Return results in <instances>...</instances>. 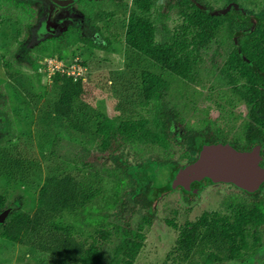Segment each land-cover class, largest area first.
<instances>
[{"label":"trees","instance_id":"16d2710c","mask_svg":"<svg viewBox=\"0 0 264 264\" xmlns=\"http://www.w3.org/2000/svg\"><path fill=\"white\" fill-rule=\"evenodd\" d=\"M85 1L87 5L80 3L82 11L86 13L89 25L100 32L97 23L105 18L103 0ZM132 2V6L124 0H109L108 4L111 16L129 14L125 33L127 45L162 68L182 76L184 84L203 83V76L199 73L201 50L211 47L215 40L214 61L217 56H223V49L226 51V46L232 42L223 64L217 65V69L209 71L207 76H214L216 82L220 79L230 87L224 93L225 97L233 94L251 106L253 122L248 126L251 140L256 142L253 139L260 137L258 124L264 123V9L259 5L257 8L249 7L247 3L256 4L258 0H216L220 6L215 9L208 0H163L159 10L153 13L154 20L144 15L150 14L155 0ZM191 8L194 9L189 12ZM174 9L179 15H186V30L190 29L191 33V27H195L190 39L178 38L176 33L169 34L166 20ZM39 31L37 39L40 33L44 36L48 32L46 20ZM158 32L163 37L162 42L156 40ZM78 42H87L104 50L112 49L109 37H106L105 45L97 44L83 35L79 26L73 25L62 35L41 41L35 50L37 56L31 58L27 54L25 60L29 61L40 79L38 69L46 55L61 54L64 48ZM212 64L216 65V62ZM53 80L60 85V94L54 103L55 113L67 119L79 133L98 139L94 148L99 151L101 170L90 160L93 153L90 147L81 146L82 152L67 160L85 168L91 180H81L72 173L47 177L39 189L35 210L14 209L0 226V238L28 246L67 264H133L143 246L144 231L155 217V204L160 199L156 187L166 177L172 178L179 168L178 163L165 157L169 154L171 140L178 141L175 133H182V130L175 132L176 124H184L185 132L190 134L191 144L181 155L185 160L192 159L195 150L209 143V139H205L206 132L224 141H228L227 134L210 119L183 123L177 104L168 94L170 85L159 75L151 73L145 74L143 79L144 100L149 105L147 122L150 125L145 122L134 125L121 114L114 117L101 114L96 129L89 132L81 121L74 119L75 103L84 96V79L75 80L73 75L58 71ZM240 142L233 140L234 144ZM130 148L133 152L128 153ZM155 149L160 150L155 155L157 158L149 156ZM58 151L54 145L52 153L59 157ZM143 151L148 154H143ZM102 153L107 155L104 157ZM128 154H133L137 160L131 162ZM164 166L169 170L168 175H158L157 170ZM99 181L103 187L101 185L98 193L95 185ZM109 186L116 198L102 203L91 201L102 188L104 194L100 196H107L106 192L111 190ZM235 199L225 204L223 210L204 211L196 221L185 219L178 224L167 220L179 229L175 241L177 261L245 264L247 258L257 252L264 232V205L258 194L251 196L248 202H234ZM142 209L136 227L131 228L130 219ZM107 216H111L112 221L107 220ZM87 226H94L99 236L91 243L81 241L74 234L76 229ZM112 235H117L119 241L112 256L105 261L102 243ZM257 264H264V256Z\"/></svg>","mask_w":264,"mask_h":264},{"label":"rangeland","instance_id":"374dc122","mask_svg":"<svg viewBox=\"0 0 264 264\" xmlns=\"http://www.w3.org/2000/svg\"><path fill=\"white\" fill-rule=\"evenodd\" d=\"M124 1L129 6L133 4L132 0ZM162 1L155 0V6L150 14L144 16L154 20L153 13L159 10ZM208 1L214 9L220 6V3L216 0ZM80 3L86 4V1L83 0ZM80 3H71L68 11L73 14H69L70 19L78 20L82 34L94 43L105 45L106 37H109L112 49L104 50L87 42H78L64 48L61 54L46 55L38 69V73L41 75L40 79L36 77L35 71L29 61L26 60L21 62V66L24 67L21 76L0 79L1 100L2 104L5 105L4 116L9 121L17 122L20 127V143H10L0 153V196L10 205H14V209L19 208L33 212L36 208L39 189L46 178L51 175L62 176L72 173L78 175L81 180H91L85 168L67 160L74 157L75 153L76 155L80 154L82 152L81 146L90 147V150L93 151L90 160L94 161L96 168L99 170L102 167L100 164L101 158L98 160L99 151L94 148L98 139L94 136L79 133L70 125L67 119L58 116L54 111V103L60 94V85L54 82L53 76L58 71L73 75L75 80L84 79L82 90L84 96L75 103L74 119L81 121L89 132L96 129L101 114L111 117L121 114L124 119L130 120L134 125L143 122L148 125L149 105L144 100L143 79L145 74L150 73L159 75L170 85L168 94L170 93V98L177 104L183 117V123L189 121L194 123L203 119H210L214 125L224 129L228 137L231 138L234 133L238 134L251 108L248 103L238 100L233 94L225 97L224 93L230 87L220 79L216 82L217 79L214 76H207L209 71L217 69L218 66L223 64L225 54L227 55L230 51L232 42H229L226 46V51L223 49V56L216 57V60H214L216 65L212 64L214 62L212 61L213 52L217 47L215 40H213L211 47L201 50L202 63L199 73L203 76L204 81L201 84H184L186 82L182 76L175 75L162 68L144 54L127 45L125 33L129 14L125 16L118 13L111 16L108 12L111 8L110 5L108 6L109 0H103L102 11L105 18L98 21L97 24L100 28V32H98L89 25L88 21L86 24L82 23L86 21L87 15L85 18L84 14L86 13L82 11ZM260 4L259 0L256 4L247 3L249 7L255 8ZM49 5L51 8L55 7L52 3ZM26 7H30L29 9L37 17V12L43 8V5L31 1L27 3ZM193 9L191 8L189 12ZM12 11L16 13L14 9H11V15ZM5 12L7 13V9ZM16 14V17L20 18L23 13L19 11ZM169 15L166 20L170 29L169 34L176 33L178 38L190 39L195 32V27H191L193 30L191 33L190 29L186 30V15H179L176 10L171 11ZM26 20L31 21L23 23L25 31L23 49L32 52V55L36 57L37 40L32 38V27L35 21L30 16ZM65 22H60L61 27L59 26L60 28L56 31L46 33L49 40L60 35L67 28L66 24L71 23V21ZM28 23H31L29 27H27ZM156 40L158 42L163 41V37L159 32L156 34ZM9 43L6 42V44ZM2 49H4V52L1 55L5 57V60L14 59L15 55L18 56L22 52L18 48H14L15 54L11 58L9 56L11 50H8L12 49L11 46ZM0 61L2 66L1 57ZM218 73L219 71L216 72V74ZM121 105H123V108ZM184 127V124H176L175 132L182 130V133L180 135L175 133L178 141L171 140V146L167 151L169 154L165 156L166 160L169 159L176 163L184 162L185 159L181 155L185 152L186 146L191 144L190 134L185 132ZM54 145L59 150V157L52 153ZM131 149L128 150V153L132 151ZM159 152V149H155L149 156L153 155L157 158L155 155ZM142 153L148 154L147 151ZM102 155L105 157L107 153H102ZM161 155L163 156V154ZM128 160L134 162L137 159L133 154H128ZM168 173L169 170L166 166L157 170V174L161 176L168 175ZM101 185L102 181L95 185L99 189L98 193ZM109 188L111 190L106 192L107 196H100L104 194V188H102L101 193L97 194L91 201L94 203H102L103 200L106 202L112 201L116 196L112 193V187L109 186ZM233 196L236 197L234 202L248 201L247 197L241 192L231 186L222 184L210 186L203 192L201 197H195L191 202H187L178 191L162 196L155 204L154 220L144 231V243L133 264H189L188 262L179 261L178 258V261L175 259L177 256L175 241L179 229L169 224L167 220L175 221L178 224H181L185 219L196 221L204 211L223 210V207H226L224 205L230 203ZM141 212H143V209L130 219L131 228L136 227ZM103 214L107 215L105 212ZM107 217V220L112 221L111 216ZM122 223L119 222V224ZM82 229L78 228L74 232L75 236L81 241L91 243L99 237L94 226H87ZM118 241L117 235H112L111 239L103 241L101 249L105 261H108L112 256L113 249ZM260 246L254 255L247 258L245 264H257L263 258L264 238ZM0 264L67 263L58 261L28 246L0 238Z\"/></svg>","mask_w":264,"mask_h":264},{"label":"flooded vegetation","instance_id":"af4514ba","mask_svg":"<svg viewBox=\"0 0 264 264\" xmlns=\"http://www.w3.org/2000/svg\"><path fill=\"white\" fill-rule=\"evenodd\" d=\"M37 2L40 3L41 5H43V8L40 9L37 12V17H35L34 12H32L31 9H29L30 7H26L28 2ZM80 0H77L75 3H78ZM260 1V5L259 7L264 9V0H259ZM50 2H48L47 0H0V57L1 60L3 62L2 66L0 65V79L4 77L7 79L10 78H18L19 76L22 75L23 69L24 67H22V61L25 60L27 54L29 57L34 58V56L32 55V52L30 51H26L24 50V43H25V31H24V25L23 23L26 21H31V20H26L28 16H30L31 18L34 19V24L32 27V38L37 40V46L39 45V43L41 41H46L49 40L47 35L45 34L44 36L42 35V33H40V38L37 39L36 35H38V32H40V26L42 25V22L44 20L47 21L48 23V31H54L57 30L58 28H60L61 23L65 22V21H71V23H73V19H70V15H72L73 13L69 12L68 9L70 8V5H66V6H60V8L58 9H54L51 8ZM7 9V13L5 12V10ZM37 8V7H34ZM11 9H14L16 11V13H18L19 11H21L23 14L20 18H17V14L14 13L12 11V15L10 13ZM176 10V9H174ZM173 11V10H172ZM177 11V10H176ZM57 14L58 15V22H57V26H55V28L52 26L51 22H52V16L53 14ZM63 13V14H62ZM70 14V15H69ZM85 18H86V14H84ZM8 16V17H7ZM8 18V19H7ZM11 21V22H10ZM37 21V22H36ZM86 21L87 18H86ZM61 22V23H60ZM89 22V21H88ZM66 23V22H65ZM66 24L67 28H65V30L60 34L62 35L64 32H67L73 25V24ZM25 24V23H24ZM31 25V23L27 24V27H29ZM60 26V27H59ZM75 26H79V25H75ZM58 35V36H60ZM55 38L57 36H54ZM6 42H10L9 44H6ZM8 46H11L12 49H8L11 50L10 51V57L12 58V56L15 54L14 53V48L15 49H19V51H22L21 54H18V56L15 55V57H13L14 59H4L5 57L1 55L2 52H4V49L2 48H8ZM37 46L35 47V50L37 48ZM36 52V51H35ZM32 55V56H31ZM1 62V61H0ZM2 90L0 89V153L7 148L8 144L10 143H20V127L17 124V122H13V121H9L6 116H4V109H5V105L2 104ZM253 122L252 118L250 116V110L248 112V115L246 117V119L244 120L241 129L239 130L238 134H233L231 138L228 137V142L230 143L232 146H235L237 149L240 150H249L253 145H256L260 148L261 150V154L263 155V159L261 161V166L264 168V123L262 124H258L261 133H260V137H255L253 140L256 142H252L251 137L250 136V128H249V124ZM240 134V137H238V135ZM210 138H214L211 139ZM205 139H209L208 142H214V141H224V140H217L215 139V137L213 136L212 133L210 132H206L205 135ZM234 139H238L241 142L238 144H234L233 140ZM207 143V144H209ZM17 146V145H16ZM196 149V148H195ZM199 151V150H198ZM198 151H194V156L192 159L190 160H184L183 163H178L179 166L181 167L184 163L186 162H190L193 161L195 159V157L198 154ZM224 185V184H222ZM193 195L195 194V190L198 187L197 183H194L193 185ZM237 190V189H236ZM239 192H241L242 194H244L245 197H247V200H251V196L258 194L259 195V199L261 201V203L264 205V182L261 185V188L259 190V192L255 193V194H248L244 191L241 190H237ZM182 194L183 198L187 201V202H191L192 198L189 197V194H184L183 190L178 191ZM162 198V196H160V199ZM232 199L236 198L235 196L231 197ZM159 199V200H160ZM158 200V201H159ZM247 201V202H248ZM245 202V201H244ZM19 209V208H17ZM14 210V205H10L9 203L6 202V200L0 196V215L7 211V215L3 221V223L0 224V226L2 224H4V222L6 221L7 217L9 216V214L11 212H13ZM24 210V209H23ZM231 219L233 220L234 217H231ZM263 229V227H262ZM264 238V232H263V236H262V240Z\"/></svg>","mask_w":264,"mask_h":264},{"label":"water","instance_id":"95a60500","mask_svg":"<svg viewBox=\"0 0 264 264\" xmlns=\"http://www.w3.org/2000/svg\"><path fill=\"white\" fill-rule=\"evenodd\" d=\"M55 5H70L77 0H47ZM51 24L55 28L58 22L57 14H53ZM77 17V16H74ZM83 18V17H82ZM74 25H79L73 19ZM84 24L87 21L82 22ZM56 31V30H54ZM53 30L51 32H54ZM263 155L258 146L253 145L249 150H240L225 141H214L199 149L193 161L184 163L177 168L172 178L161 181L156 187L157 196H165L174 191L183 190L190 198L201 197L210 186L227 185L248 194L259 192L264 182V168L261 166ZM198 187L193 195V184ZM7 211L0 215L3 223Z\"/></svg>","mask_w":264,"mask_h":264}]
</instances>
